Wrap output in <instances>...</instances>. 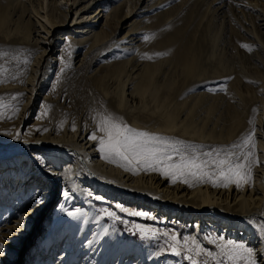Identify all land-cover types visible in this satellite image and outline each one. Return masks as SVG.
<instances>
[{
	"label": "bare ground",
	"instance_id": "bare-ground-1",
	"mask_svg": "<svg viewBox=\"0 0 264 264\" xmlns=\"http://www.w3.org/2000/svg\"><path fill=\"white\" fill-rule=\"evenodd\" d=\"M213 2L0 0V55L8 59L0 70V184L10 183L1 199L16 197L0 228L6 251L56 203L38 246L68 238L50 264H108L117 256L116 264H173L111 234L93 212L94 195L198 231L241 235L264 264V11L257 29H246L253 40L244 51L245 35ZM240 3L259 11L251 0ZM109 115L191 145L189 152L239 153L231 146L251 136L243 149L252 154L250 178L239 186L185 183L112 162L99 151L98 125ZM67 218L71 228H61Z\"/></svg>",
	"mask_w": 264,
	"mask_h": 264
},
{
	"label": "rangeland",
	"instance_id": "rangeland-1",
	"mask_svg": "<svg viewBox=\"0 0 264 264\" xmlns=\"http://www.w3.org/2000/svg\"><path fill=\"white\" fill-rule=\"evenodd\" d=\"M205 1L206 0H204V2ZM214 1L215 2L211 5L218 7L217 14H220L224 19L231 21V26L235 29V32L238 33V35H245V45L251 46L248 41L253 40L250 36V34H252V29L250 31H247L246 29L250 28L251 24H253L252 26L254 29H257V24L259 23L257 15L260 14V9L264 11V0H251L257 5V8L260 7L259 11L247 6L242 8V6H240L242 3L240 2H243V0ZM246 1L249 0H245V2ZM237 8H240L241 11L244 10L245 23L242 21V14L236 10ZM241 25L245 27V32L247 31L246 33L244 32V29H241L243 28ZM222 28H225V26L222 25ZM241 45L242 42L240 39L239 46ZM246 48L247 47L244 48V51H248ZM7 61V57L5 58L0 55V70L6 69ZM261 69L262 68H257L259 72L263 71V69ZM253 86L255 87V84ZM38 104H40V102H38ZM7 185L8 182H6L5 186L0 184V228H3L6 221L12 218L11 216H9V218L6 216V211L12 210L16 206V204L13 205L16 197L12 199L10 198L8 201L1 199L2 194H4L5 191L10 190V183L8 188H6ZM90 199L93 202V212L104 221L111 234H118V236L124 240H132L138 248L153 252V256L157 255L161 260L170 259L173 264H191V261L187 259V257L193 256V258L198 260L200 264H204L205 261H207L208 264H246L248 259L254 260L255 264H257L254 257V251L251 246L242 240L241 235L230 237L228 233H219L208 228L205 230L200 229V231H198L184 222L179 220L176 221L171 217L164 216L155 211L153 212L149 207L137 206L135 203L118 202L112 199H109L107 202H98L94 195H91ZM55 206L56 203L52 204L43 214V219L38 221L34 227L30 225L27 231H24L25 233L22 231L17 234L18 239L9 241V251L7 250L4 255V264H50L52 260H54V257L60 254L63 245L68 238L67 233L54 236L50 241V245L45 250L40 249L38 246L42 241L40 235L45 229L48 217L52 214V210ZM161 208H163V206H161ZM106 212H112L113 215H106ZM137 212L145 213V215H135L134 213ZM70 223L71 220H68L67 218V221L65 224L61 225V228L67 226L70 227ZM36 225L39 226L37 230H35ZM140 230H143L147 235H144ZM173 234L178 237V251H180V255H176L171 250H168V245L172 243L171 238ZM185 241H187V243H185ZM230 242L246 245L252 250L251 257L244 252L241 256L229 260L227 253L231 252L232 247L234 246L233 244H230ZM196 246H199L203 251L199 254L194 252L193 249ZM209 252L211 255H208ZM98 256H105L102 253V250L99 252ZM118 257L119 256L113 258L108 264H116Z\"/></svg>",
	"mask_w": 264,
	"mask_h": 264
},
{
	"label": "snow or ice",
	"instance_id": "snow-or-ice-1",
	"mask_svg": "<svg viewBox=\"0 0 264 264\" xmlns=\"http://www.w3.org/2000/svg\"><path fill=\"white\" fill-rule=\"evenodd\" d=\"M245 47H248L245 45ZM99 131L105 135L99 138V151L110 158L112 162L122 161L133 170L137 166L145 170L160 171L173 179H182L185 183L190 180L194 182H211L214 186L218 183L227 186V183L233 182L239 186L242 182H247L250 178V157L251 152L243 151L251 141V136L244 138L242 143L231 146L232 149H240L239 153L231 150H221L207 153H198L193 149L188 151L191 145H184L181 141H174L171 138L159 134L140 131L129 127L113 119L111 115L102 118L98 125ZM19 139V135L16 137ZM90 139L96 140L95 133L90 135ZM223 152V154H221ZM242 158V159H241ZM65 198L70 197L68 191L62 192ZM80 209L67 211L68 216H75ZM106 215H113L112 212H106ZM135 215H145L137 212ZM23 219V217H21ZM144 235L143 230H140ZM172 243L168 245L176 255L178 251V237L172 235ZM187 243V241H185ZM233 244L231 252L227 253L228 259L233 260L246 252L251 257L252 250L241 243L230 242ZM194 252L199 254L203 250L196 246ZM6 254L5 243H0V256ZM208 255H211L209 252ZM191 264H200V262L188 256ZM204 264H208L207 261ZM246 264H255L254 260L248 259Z\"/></svg>",
	"mask_w": 264,
	"mask_h": 264
}]
</instances>
